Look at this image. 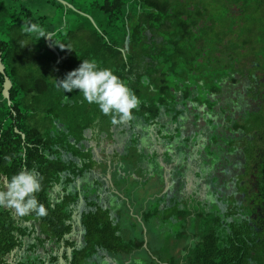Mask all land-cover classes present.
Segmentation results:
<instances>
[{
	"label": "trees",
	"instance_id": "trees-1",
	"mask_svg": "<svg viewBox=\"0 0 264 264\" xmlns=\"http://www.w3.org/2000/svg\"><path fill=\"white\" fill-rule=\"evenodd\" d=\"M182 1H87L85 16L57 0H0V58L12 84L8 105L0 74V149L12 146L6 135H18L14 128L31 141L40 139V126L24 122L27 110L32 118L44 113L50 138L51 123L60 119L74 132L86 128L84 108L95 109L96 118L108 107L113 116L122 101L138 98L151 105L154 116L153 100L168 106L173 91L180 90L183 102L204 105L222 118V124L209 117L205 122L227 138L218 153L223 168L234 165L232 158L244 160L234 194L246 195L247 202L226 196L221 209H197L189 242L168 264H264V15H257L264 14V0H254L255 17L237 28L230 10L221 31L218 19H206L197 6ZM250 1L244 0V7ZM43 6L59 20L42 14ZM48 34L56 52L46 45ZM126 39L129 49L123 54ZM248 171L254 172L250 195ZM155 212H147L145 222Z\"/></svg>",
	"mask_w": 264,
	"mask_h": 264
},
{
	"label": "flooded vegetation",
	"instance_id": "flooded-vegetation-1",
	"mask_svg": "<svg viewBox=\"0 0 264 264\" xmlns=\"http://www.w3.org/2000/svg\"><path fill=\"white\" fill-rule=\"evenodd\" d=\"M128 49L127 41L121 51ZM181 92L173 91L168 106L153 100L154 116L151 105L138 98L122 101L113 116V109L104 107L105 117L93 118L95 109L89 107L86 128L74 132L60 119L51 123L50 138L42 112L33 118L23 112L26 124L42 130L40 139L31 141L14 128L18 135H6L12 146L0 149V264H157L146 254L134 256L146 251V224L152 220L161 231L179 227L172 236L189 242L191 216L201 206L214 212L226 196L245 206L246 195L234 194L244 160L232 158L234 165L223 168L218 153L227 138L205 122L209 117L222 124V118L204 105L183 102ZM137 164L147 172L141 181ZM253 173L245 178L248 195ZM153 210L155 216L145 222ZM130 215L142 217L143 227L137 230Z\"/></svg>",
	"mask_w": 264,
	"mask_h": 264
},
{
	"label": "rangeland",
	"instance_id": "rangeland-1",
	"mask_svg": "<svg viewBox=\"0 0 264 264\" xmlns=\"http://www.w3.org/2000/svg\"><path fill=\"white\" fill-rule=\"evenodd\" d=\"M87 1L91 2L94 0H57V2L62 4V6H65V7L67 6L74 10H80L81 14H84L85 16L90 14V9L87 7L88 5L86 4ZM240 1H241L240 4H235L234 2H236V0H183L182 2H184L183 6L187 5L192 8L197 6L200 10H202L206 19L207 18L218 19L219 27L217 29L221 31V30L226 29L227 27V23L225 22L227 18L230 19L231 17L230 10L233 13V15H235L234 21H235L236 28L240 25V23L242 22L246 23L245 20H248L251 17H255V14L253 15L252 13L253 8L255 7V1L251 0L248 6L246 7H244V4H243L244 0H240ZM43 8L44 9L41 11L42 14L53 15L54 21L56 19L59 20V14L55 12V10H52L46 6H43ZM50 10L54 13L50 12ZM246 10H249V11L246 12ZM259 14L261 16L264 15L263 13H258L257 14L258 17H260ZM81 76L83 77L84 75H81ZM82 111L84 112L83 119H85L86 117H89L87 113L88 108L86 110L84 108L82 109ZM43 116H44V113H43ZM256 142L258 143V145H262V142H258V140H256ZM136 174L139 176L138 178L141 181L147 175V172H146V169H144L142 166L137 164ZM153 184L157 186L156 183H153ZM135 185L138 188H141L142 186L141 183H135ZM135 185H134V190L136 191L137 188H135ZM148 192H149V189L146 188L144 193H142L140 202H142L144 198L147 197L146 195L148 194ZM139 197L140 196L138 195L137 198ZM150 204L152 207L155 206V203L153 202V200H151ZM135 213L137 214V211H135ZM129 214H132V213L129 212ZM131 218L132 219H129V220L132 222L133 225H135L137 230L143 227V224L139 221V219L142 217H139V219L138 218L134 219L131 216ZM124 223L130 227V222H124ZM146 226L148 227V228L146 227L148 246L147 248H145L146 251L140 250L138 252H135L134 256L136 257L142 258L146 254L147 258L151 257L155 261H157V263L167 264V260L169 259V256H174V258H177V256H179L180 249L184 247L186 241L188 242L187 239L186 240L176 239L172 236V232H175L179 227L171 228L172 227L171 226L169 227V229L167 228V230L164 229V231L163 230L161 231V229L158 227L155 220H152L151 223L149 225L146 224ZM144 231L145 229L143 228V232Z\"/></svg>",
	"mask_w": 264,
	"mask_h": 264
},
{
	"label": "water",
	"instance_id": "water-1",
	"mask_svg": "<svg viewBox=\"0 0 264 264\" xmlns=\"http://www.w3.org/2000/svg\"><path fill=\"white\" fill-rule=\"evenodd\" d=\"M49 37H50L49 34L45 36L46 45L51 51L56 52L55 49L49 43ZM126 42H127V39H126ZM0 74L3 76L1 95L4 99H6L7 103L10 104L9 94H10V89L12 88V84H11L10 79L5 74L4 65L1 62V58H0ZM15 132L19 133L20 135H22V137H24V133L21 131H18L16 128H15Z\"/></svg>",
	"mask_w": 264,
	"mask_h": 264
}]
</instances>
